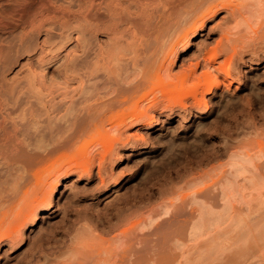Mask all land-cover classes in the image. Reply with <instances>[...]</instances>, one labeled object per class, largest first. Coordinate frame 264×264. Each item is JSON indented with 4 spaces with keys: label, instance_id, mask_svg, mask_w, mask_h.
Returning a JSON list of instances; mask_svg holds the SVG:
<instances>
[{
    "label": "rangeland",
    "instance_id": "obj_1",
    "mask_svg": "<svg viewBox=\"0 0 264 264\" xmlns=\"http://www.w3.org/2000/svg\"><path fill=\"white\" fill-rule=\"evenodd\" d=\"M263 225L264 0H0V264H264Z\"/></svg>",
    "mask_w": 264,
    "mask_h": 264
},
{
    "label": "bare ground",
    "instance_id": "obj_2",
    "mask_svg": "<svg viewBox=\"0 0 264 264\" xmlns=\"http://www.w3.org/2000/svg\"><path fill=\"white\" fill-rule=\"evenodd\" d=\"M205 1H206V0H205ZM202 3H204V2H202ZM215 9H217V8H215ZM212 10H213V9H212ZM212 10L210 9V11H208V13H209V17H210V15L212 14V13H210V12H212ZM216 13H217V12H216ZM203 14H204V13H203ZM214 15H215V13L212 14L211 17L214 16ZM202 22H203V20L201 21V23H202ZM201 23H200V26H202ZM203 23H204V22H203ZM194 26H195V25H194ZM194 33H195V31H194ZM207 58H208V57H207ZM210 58L212 59L211 61H210ZM214 58H215V57H214ZM214 58L209 57V62H208V63L206 62V64L209 65V66L212 67V68H214V65H215V63H213ZM74 60H75V59H74ZM74 60H71V61H74ZM207 61H208V59H207ZM214 62H215V61H214ZM75 63H76V61H75ZM171 63H172V62H171ZM70 64H71V62H70ZM207 65H206V66H207ZM72 66H74V65H71V67H72ZM207 67H208V66H207ZM67 68L70 70V68H69L68 66H66V69H67ZM208 68H209V67H208ZM216 68H217V66H216L214 69L216 70ZM217 69H218V68H217ZM209 70H210V69H208V72H210ZM62 71H64V74H65V67H64V70H62ZM71 71H72V68H71ZM66 72H68V70H66ZM73 72H74V70H73ZM93 72H94V70H93ZM93 72H92V71H89L90 74H93ZM208 72H207L206 74H208ZM210 74H211V72H210ZM88 75H89V74H88ZM208 75H209V74H208ZM89 76H91V75H89ZM108 80H109V79H108ZM109 82H110V80H109ZM96 85H97V84H92V85L90 86V85L88 84V85H87L88 87H85L86 89H84V88H82V89H83V91H84V90H86V91L88 90V93H89L90 91H92V90H91V89H92V88H91L92 86H93V90H94L96 87H98V85H97V86H96ZM208 85H210V84H208ZM208 85H207V86H208ZM94 86H95V87H94ZM213 86H214V87H215V86L217 87L218 85H217V83H215V85L213 84ZM126 87H128V86H126ZM87 88H89V89H87ZM129 88H133V87L130 86V87L126 88V89H125V87H124V91L127 90V92H128V93H126V91H125L126 95H128V96L124 95L123 93L121 94L122 97H124V99H122L121 95L119 94V92H118L119 90L116 91V92H118V93H114V90L111 89V90H113V92H112L113 95H112V94H111V95H112L113 97H114L115 94H116L115 96H118V95H119L120 97H119V96H118V97H119L120 100H119L118 102H116V103H115V102H114V103L112 102V103L109 104V103H108L109 101L106 102V100L109 98V97H108V98L105 100V102L102 103V104L105 106V108H106V106H107V108H106L107 110H106V111H109V110L111 111V110H113L115 107H117V106H115V105H118V106H119L120 102H121V105L123 106V104H125V102H126L127 100L129 101V99H131V97H132L131 94L133 93V91L135 90L136 87H135L134 89H130V90H129ZM119 89H120V88H119ZM120 90H122V88H121ZM210 90H211V86L207 87V91H210ZM83 91H82V92H83ZM107 92H108V91H107ZM121 92H122V91H121ZM108 93H109V92H108ZM83 94H86V92H83ZM89 94H91V92H90ZM105 95H107V94L105 93ZM130 95H131V97H130ZM109 96H110V93H109ZM129 97H130V98H129ZM110 98H111V96H110ZM127 98H129V99H127ZM122 103H123V104H122ZM99 105H100V104H99ZM121 105H120V106H121ZM91 106H92V105H91ZM91 106L89 105V106H87V107L89 108V107H91ZM96 106H98V105H97V104H94L93 107H96ZM91 108H92V107H91ZM112 108H113V109H112ZM67 109H68V108H67ZM67 109H66V112H67V113L65 112L66 114H64V115L66 116V117L64 116L66 119H65V118L63 119V115H62V119H60V118L58 119V120H64V123H65V120H66V121L69 120L68 123L66 122V123H67L66 126H68V124H69V125L71 124V126H68L67 128H64V129H69V128H72V127H73V128L76 127L77 129L74 128V129H76V132H77L78 130H82V128H83L84 126H81L80 123H84V118H85V117H81V119L79 118V120H78V116L75 117V115H74V121H76V118H77V120L79 121V122L76 121V122H75V125H74V123H71V122H70V121H72V120H70V119H72L71 117H73V116L69 115L70 113L73 112V110H72V108H70L72 111H71V110L67 111ZM70 111H71V112H70ZM69 112H70V113H69ZM68 113H69V114H68ZM90 113H91V112H87L86 115H87V114L90 115V116H91V119H92V116H93L94 118L97 117V114H96V115H93V113H91V114H90ZM67 114H68L69 117L71 116L69 119H67V118H68ZM94 114H95V113H94ZM105 114H107V113L105 112ZM105 114H103L104 117H107ZM86 115H84V116H86ZM101 116H102V114H101V115L99 116V118H97V119H99V122H100V123L102 122V124H100L99 122H97V121H98L97 119L95 120L96 123L93 122L94 120H93V121L91 120L93 123L90 122V124H89V122H88V121H89V120H88L89 116H87L88 118H87V119L85 118V119L87 120V122H85L84 125H86V123H88V124L91 126V125H94V123H95V124H96V125H95V126H96L95 128H97V125L99 124L98 126H101L100 128H101V129H102V128L104 129V126H105V125H104V124H105V123H104V120H105V119L101 118ZM82 118H83V120H82ZM100 118H101V119H100ZM82 121H83V122H82ZM105 122H106V121H105ZM76 123H77V125H76ZM78 123H79V124H78ZM97 123H98V124H97ZM82 125H83V124H82ZM54 126H56L55 123H54ZM66 126H64V127H66ZM50 127H53V125L48 126V129H50ZM56 127L61 129V126H59V125L56 126ZM78 127H79L80 129H79ZM81 127H82V128H81ZM73 128H72V129H73ZM72 129H69V130H71V131L73 132L74 129H73V130H72ZM97 130L99 131V129H97ZM120 130H121V132L123 131V132L121 133L122 135H124L123 138H122V135H121V134H120V136H119V134H118V135H117L116 137H114L113 139H114L115 142H118V143H120V144L122 143V144L124 145V144H125L126 142H128V140H130V139H129V136H128L127 134H126V135L123 134V133H124V130H123V129H120ZM120 130H119V132H120ZM50 131H51V129H50ZM62 131H63V129H62ZM71 131H69V132L71 133ZM64 132H65V131H64ZM70 133L67 134V135L70 136ZM78 133H81V131L78 132ZM78 133H77V135H78ZM71 134H72V133H71ZM74 134H76L75 131L73 132V135H74ZM34 135H35V134H34ZM67 135L64 137V139L66 138V140L63 141V139H62L61 142L58 141V143H57V144H59V147L62 146V147H64V148L59 149V148H58V145H57V144H54L57 140H54L53 138H51V140H49V141H51V142H50V144H51V148H52V146H53V149H59V150H62V151H66L65 149L67 148L68 145L71 146V147H73L74 144H75V143H74L75 141H73V139H72V138H73V135H72V138H71V137H67ZM75 136H76V135H75ZM75 136H74V139L77 140V138H75ZM78 136H81V134H79ZM76 137H77V136H76ZM81 137H82V136H81ZM78 139H79V138H78ZM52 140H53V143H52ZM62 141H63V142H62ZM77 141H78V140H77ZM77 141H76V142H77ZM46 145H47V144H46ZM56 145H57V146H56ZM39 146H40V145H39ZM47 146H48V145H47ZM47 146H45V147H47ZM69 146H68V147H69ZM41 147H43V145H41ZM54 147H55V148H54ZM56 147H57V148H56ZM71 147H69V148H71ZM38 148H39V147H38ZM63 149H64V150H63ZM51 150H52V149H51ZM46 151H47V150H46ZM66 174H68V172H65V175H66ZM98 175H99V177L102 176L101 173H99ZM100 175H101V176H100ZM102 177H103V176H102ZM102 177H101V178H102ZM99 180H100V178H99ZM103 180H104V178L101 179L102 184H103V182H104ZM51 187H52V186H51ZM44 190H45V194L48 195V193H46L47 189H43V191H44ZM48 190L50 191L51 188L48 189ZM42 194H43V193H42ZM45 194H44V198H46V199L38 198V201H37V199H36V201H35L36 203L34 202L35 199H33V202L29 201V202L26 204V205L29 206V203H30V206H31V207L29 206V209H28V210H29V213H28V214H27L28 210L26 209V207H28V206H26L25 204H23L24 206H23V205L21 206V207H22V209H20V210H21V213L24 212L25 214H24V215L22 214L20 224L22 225V227H23V225L25 226V225L29 224L28 227H25V228L23 227L24 230L29 231V230H28V229H29V226H32V225L35 224V220H36V217H37V215L35 214L36 209L41 208V206L43 207V206H48V205H49V201H50V200L48 199L49 195H48V196L46 195L47 197H45ZM42 196H43V195H42ZM40 199H41V201H40ZM47 200H48V201H47ZM32 203H34V204H32ZM21 207H20V208H21ZM23 207H24V210H23ZM47 208H48V207H47ZM26 211H27V212H26ZM34 214H35V215H34ZM177 215H179V214L177 213ZM14 220H15V219H14ZM29 220H30V223H28ZM20 224H19V226H21ZM263 226H264V225H263ZM132 227H133V225L131 226V230H130V229H124L123 232H122V229H121V231H120V232H122L121 234H122L123 236L127 237L128 233L130 234V233H132V231H133V233H134L133 236H136V238H137V234L135 233V231L137 230V227H136V226H134V228H132ZM135 228H136V229H135ZM15 229H16V228H15ZM21 230H22V229H21ZM126 230H128V232H127ZM13 231H14V230H13ZM124 231H125V233H124ZM129 231H130V232H129ZM120 232H119V235H121ZM126 232H127V233H126ZM133 233H132V234H133ZM15 234H17L18 237L16 236V238H15V235H14V238H15L14 241H16V242L18 241V243H20L19 245H21L22 242H23V241H22L23 236H21V235H24V234L19 233V230H18L17 233H16V231H15ZM19 234H21V235H19ZM125 234H126V235H125ZM135 234H136V235H135ZM116 235H118V233H117ZM116 235L114 236V238H116V237H122V235H121V236H119V235L116 236ZM7 238H10V236H8ZM131 239H132V237H131ZM133 240H134V241L136 240L135 237H134L132 240H129L130 242H127L128 244H126V249H125V246H124V248H122L123 246L119 247V250L122 252L123 255H124L125 252H126V253L129 252L128 249L131 250L130 248H131V246H132V244H133V242H134ZM11 243H13V242L11 241ZM129 244H130V245H129ZM127 246H128V247H127ZM107 248H110V247L107 246ZM107 248H106L105 251H106V253H109V252H107V251H108ZM111 249H112V247H111L110 250H109V251L111 252V253H110V256H113V255H112L113 253H114V254H115V253L118 254V255H116V256H120V255L122 256V254H121L120 251H118L119 253H118V252H115L116 250H118V247H116V248L114 249L115 251H114L113 249H112V251H111ZM121 249H123V250H121ZM124 249H125V250H124ZM114 256H115V255H114ZM122 257H123V256H122Z\"/></svg>",
    "mask_w": 264,
    "mask_h": 264
}]
</instances>
